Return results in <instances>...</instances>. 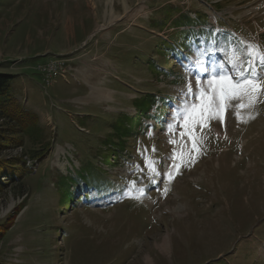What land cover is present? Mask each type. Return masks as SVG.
I'll list each match as a JSON object with an SVG mask.
<instances>
[{
    "label": "rangeland",
    "instance_id": "obj_1",
    "mask_svg": "<svg viewBox=\"0 0 264 264\" xmlns=\"http://www.w3.org/2000/svg\"><path fill=\"white\" fill-rule=\"evenodd\" d=\"M165 6L205 13L235 47L264 48V0H0V72L15 76L11 93L38 118L22 147L0 150L30 168L18 182L0 172V264H264V97L222 122H173L185 84L207 79L197 69L226 57L219 42L211 55L190 46L171 60L169 39L184 27ZM147 94L163 124L143 118L126 148L105 145L117 115H133ZM189 132L203 137L196 148ZM82 168L86 181L74 184Z\"/></svg>",
    "mask_w": 264,
    "mask_h": 264
},
{
    "label": "trees",
    "instance_id": "obj_2",
    "mask_svg": "<svg viewBox=\"0 0 264 264\" xmlns=\"http://www.w3.org/2000/svg\"><path fill=\"white\" fill-rule=\"evenodd\" d=\"M163 7L162 10L170 15H176L175 18L171 20L172 27L181 28V31H176L175 36H172L169 40L176 41V46L178 51H173V57L171 60H179L181 53L186 49V47L193 46L198 55H202L205 52L207 55L213 53V49L219 46L221 41L223 44V49H226L229 44H233L236 40L233 36L231 38L234 42H230L227 39V33L222 30H214L208 21V16L205 13L196 11L195 18H191L189 14H184L181 12H170L167 8ZM159 26V24L153 25V27ZM163 27V25H161ZM167 43H162L159 49L162 53H168ZM164 46V47H163ZM165 51V52H164ZM187 53V50H185ZM178 55L180 56L179 58ZM185 60H187L186 54L183 55ZM177 58V59H176ZM148 61V60H147ZM188 61V60H187ZM149 70L152 73L158 74L155 66L149 64ZM15 76L5 74L0 72V121L3 125L9 126L4 128L0 124V150L7 148H19L22 147L24 135H32L33 130H37L38 118L30 110L23 108L22 104L18 101L16 97L11 93V84L14 82ZM167 99H170L167 97ZM155 101V96L152 94H147L140 96L134 100V114L129 116L124 113L117 115L116 119L112 122V132L108 134L105 138V145L114 147L115 149H124L125 139H129L130 136H136L140 133V126L142 125L143 118L154 119L158 126L163 124L164 118L162 112H157L151 115L150 111L153 107V102ZM33 131V132H32ZM29 170L28 166L25 165V160L22 157L10 158V159H0V172L2 175L7 176L10 181L18 182L22 173ZM83 170V168H82ZM85 173V175H83ZM85 170L77 174V179H73L74 184H78L86 176ZM85 180V179H84ZM86 181V180H85ZM69 188L65 189L63 197H61L64 203H72L73 191ZM87 190H94L99 196V198L104 197V189H100L98 185L93 187H86ZM64 191V190H63ZM107 192H110L108 189ZM20 207H18L19 210ZM9 216V218H11Z\"/></svg>",
    "mask_w": 264,
    "mask_h": 264
},
{
    "label": "snow or ice",
    "instance_id": "obj_3",
    "mask_svg": "<svg viewBox=\"0 0 264 264\" xmlns=\"http://www.w3.org/2000/svg\"><path fill=\"white\" fill-rule=\"evenodd\" d=\"M239 43L243 46L235 47L229 44L224 49L226 62L217 65L216 69L209 70L203 67L197 69L199 72H207V79L201 81L200 77L196 76L195 85L192 84L191 80L185 84L181 92L183 99L178 110H174L173 122L180 117L185 120L184 126L186 128L201 125V123L206 126L212 120L219 119L222 122L224 113L231 107L253 108L261 102V97H264V82H262L264 48L256 44L244 45L242 41ZM196 63L200 64V61L197 59ZM205 83L207 88L204 87ZM245 98L248 99L247 104L233 105L231 103L233 100ZM237 117L243 119L239 112ZM248 118L253 119L254 117L249 115ZM173 122H169V131L173 130ZM148 134L152 135L151 132ZM188 134L192 139L193 148H196L202 142L203 137H197L191 132ZM169 143H175V141L170 139ZM152 151L155 152V147ZM179 155L182 157L183 153L181 152ZM177 158V153L174 150L172 156L169 157L174 161L173 167L178 166L175 164ZM155 165L154 159L150 160L147 156L145 157V167L149 169L150 182H154L153 178L160 175ZM129 183L130 186L135 185V181ZM138 192L143 194L144 189L140 188Z\"/></svg>",
    "mask_w": 264,
    "mask_h": 264
},
{
    "label": "built area",
    "instance_id": "obj_4",
    "mask_svg": "<svg viewBox=\"0 0 264 264\" xmlns=\"http://www.w3.org/2000/svg\"><path fill=\"white\" fill-rule=\"evenodd\" d=\"M62 66H63V65H62ZM42 67H43V66H42ZM58 67H61V65H59ZM43 69L47 70L49 73H50V72H53L51 69H48L46 66H44ZM41 70H42V69H41ZM42 71H44V70H42ZM64 79H65V77H64Z\"/></svg>",
    "mask_w": 264,
    "mask_h": 264
}]
</instances>
